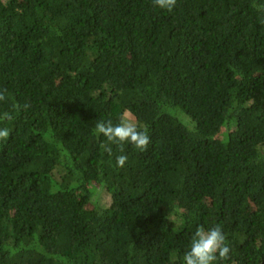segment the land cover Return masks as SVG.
Masks as SVG:
<instances>
[{
	"label": "trees",
	"instance_id": "16d2710c",
	"mask_svg": "<svg viewBox=\"0 0 264 264\" xmlns=\"http://www.w3.org/2000/svg\"><path fill=\"white\" fill-rule=\"evenodd\" d=\"M0 89V264H264V0H0Z\"/></svg>",
	"mask_w": 264,
	"mask_h": 264
},
{
	"label": "clouds",
	"instance_id": "9594fccd",
	"mask_svg": "<svg viewBox=\"0 0 264 264\" xmlns=\"http://www.w3.org/2000/svg\"><path fill=\"white\" fill-rule=\"evenodd\" d=\"M177 0H153V4L161 9L172 11ZM8 99L7 90L0 89V101ZM25 109L28 104L23 106ZM18 104L13 105L14 110H19ZM13 115L9 111L0 114V124L11 121ZM95 135L103 136L106 142H102L99 147L102 151L111 154L115 145L123 152V145L131 144L141 152H145L150 144V137L146 130H140L134 119L130 118L127 111L119 117V122L113 124L109 121H99L95 125ZM10 136V129L6 126L0 127V140H6ZM128 161L127 155L116 157V166L123 168ZM231 248L226 242V237L220 225L205 230L203 226L196 229L191 238L190 248L184 254L185 264H214L217 260L224 261L230 257Z\"/></svg>",
	"mask_w": 264,
	"mask_h": 264
},
{
	"label": "rangeland",
	"instance_id": "374dc122",
	"mask_svg": "<svg viewBox=\"0 0 264 264\" xmlns=\"http://www.w3.org/2000/svg\"><path fill=\"white\" fill-rule=\"evenodd\" d=\"M177 242H178V244H180V245H184L183 241H182L180 238H177Z\"/></svg>",
	"mask_w": 264,
	"mask_h": 264
}]
</instances>
